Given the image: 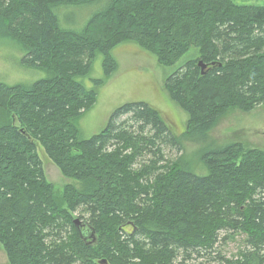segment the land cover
<instances>
[{
  "label": "trees",
  "instance_id": "16d2710c",
  "mask_svg": "<svg viewBox=\"0 0 264 264\" xmlns=\"http://www.w3.org/2000/svg\"><path fill=\"white\" fill-rule=\"evenodd\" d=\"M0 0V37L17 44L32 84L0 83V245L9 264H264V151L233 143L199 156L196 174L160 113L116 108L83 139L76 122L132 42L171 72L183 136L205 142L229 112L264 106V0ZM98 6L80 30L58 9ZM59 15L62 13L59 11ZM103 77L91 88L92 62ZM66 184L55 193L37 146ZM93 238L85 241L74 220ZM90 230V231H89ZM239 246L230 257L226 241Z\"/></svg>",
  "mask_w": 264,
  "mask_h": 264
},
{
  "label": "rangeland",
  "instance_id": "374dc122",
  "mask_svg": "<svg viewBox=\"0 0 264 264\" xmlns=\"http://www.w3.org/2000/svg\"><path fill=\"white\" fill-rule=\"evenodd\" d=\"M234 2L239 5L255 3L254 0H234ZM97 9L98 6L95 5L58 9L57 17L63 27L80 30ZM59 11L62 13L61 16ZM111 55L116 61L117 69L104 80L102 86L96 88L95 104L76 122L81 138L87 139L100 133L106 127L113 111L119 106L129 102H143L160 113L173 135L182 143L181 153L167 151L168 158L175 159L180 155H185L184 160L187 166L196 174L202 173L198 167L201 154L215 151L226 145L237 143L245 149L264 151V106H259L247 113L238 110L231 111L209 132L207 141H187L183 136L187 116L169 100L163 89L164 79L170 74L171 69L160 66L153 55L132 42L117 45L112 49ZM22 57L23 52L17 44L6 37H0V83L7 86L28 85L45 78L44 73L26 68L19 63ZM102 77L101 57L96 56L92 62L89 77L81 81L86 87L91 88L94 86L93 80ZM37 152L46 181L54 187L55 193L66 184L77 183L62 177L39 145ZM238 246L239 241L235 238L232 242L226 241L218 249L222 255L230 257L235 254ZM200 262L203 261L186 264H199ZM0 264H9L1 245Z\"/></svg>",
  "mask_w": 264,
  "mask_h": 264
},
{
  "label": "water",
  "instance_id": "95a60500",
  "mask_svg": "<svg viewBox=\"0 0 264 264\" xmlns=\"http://www.w3.org/2000/svg\"><path fill=\"white\" fill-rule=\"evenodd\" d=\"M74 223H75V226L77 227V228H87L86 230H84L82 233H81V235H82V238L85 240V239H87V238H93V236H92V233L91 232H89V235H88V226H87V224H85V223H80L79 222V220L78 219H75L74 220ZM90 231V230H89ZM100 264H106L105 263V261H102V262H100Z\"/></svg>",
  "mask_w": 264,
  "mask_h": 264
}]
</instances>
